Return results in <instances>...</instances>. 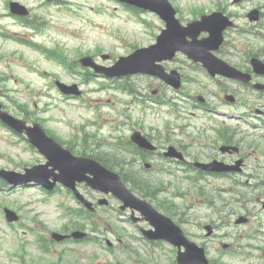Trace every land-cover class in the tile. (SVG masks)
Wrapping results in <instances>:
<instances>
[{
  "label": "rangeland",
  "instance_id": "obj_1",
  "mask_svg": "<svg viewBox=\"0 0 264 264\" xmlns=\"http://www.w3.org/2000/svg\"><path fill=\"white\" fill-rule=\"evenodd\" d=\"M15 1L31 10L33 21L36 20L40 28L31 29L17 24V21L8 16L1 17L7 13L8 1L0 0V96L4 103L10 106L12 112L15 113L13 108L18 106H27L30 112L35 108L37 119L43 121L45 129L56 133L65 142H71L77 152L85 150L88 156L106 154L117 145L116 141L121 139L126 143L130 140V135L134 131L151 135L156 140L169 138L166 126L173 119L170 107L159 106L145 99L147 96L158 97V94L153 95V91L156 90L153 80L149 78L106 80L103 76L83 69L78 61L75 69L68 71L66 67L47 59L36 47H30L33 39L49 48L59 46L73 59H76L77 53H82L83 56H93L101 65L113 66L118 56L131 54L134 51L132 47H147L154 44L156 35L163 28L162 23L154 15L145 14L140 17L146 21L145 23L114 0H62L59 5H48L44 0ZM171 2L182 10L181 17L185 20L193 18L194 9H201L205 14H210L216 11L217 6L225 7L227 13L235 15L236 28L227 34L226 45L224 44L220 54L222 53L226 60L236 66L246 65L250 61L251 58L246 55L247 51H253L264 60V21L254 26L244 18V14L251 8H263L264 0H248L242 6L233 5L232 0H171ZM16 32L19 33L18 36L14 35ZM3 33H8L11 38L4 36ZM104 55H109V59L102 60ZM28 64L38 66L39 68H33L37 72L29 68ZM186 69L193 68L186 66ZM41 70L42 73H38ZM88 72L91 76L86 77ZM55 80L66 84H78L84 96L80 100L66 98L55 87ZM127 81L131 82L129 86H123ZM169 94L172 96V92ZM160 96L165 97L164 94ZM189 109L186 111L187 114ZM94 136L97 138L94 142H84ZM0 140V154L8 160L16 162L21 160L23 163H34L39 160L37 156L25 152L24 145L16 146L14 149L8 147L10 141H18L1 126ZM117 158L111 162L116 164L121 160V157ZM0 163L5 164V160H0ZM256 164L257 173L263 178L264 168L262 166L258 168V164L263 165L264 158L261 157ZM111 168L119 171L116 167ZM147 176L152 179H164L166 187L165 193L159 195L160 203L170 207V212L174 215L170 217L178 221L187 236H191L198 244H205V247L210 248L208 254L211 261L219 258L213 248L222 249V243H229L231 248L240 251V254L234 256L231 253L225 258L226 264H264V211L256 203L258 198L264 202V186L259 188V193H249L248 197L245 193L247 189L238 188L246 196L242 197L245 203L251 200L248 207L254 212L252 224L236 226L234 219L230 226L224 227L221 220L203 206L198 198L195 200H190L189 197L174 198L168 186L169 177L162 174L158 168ZM180 189L186 194V189ZM24 190L27 192L0 189V204L5 206L17 204L25 206L27 212L32 211L25 216V221L30 226L32 223L27 221V217L30 219L39 215L41 226L38 229L44 233L42 224L45 223L48 238L51 232H63L67 219L60 208L58 197L46 201L38 192ZM61 197L67 206H72L69 204L71 200L67 194ZM92 198L95 200L97 197L93 195ZM148 200L156 207L159 204L150 198ZM118 210L120 211L114 200L112 206L103 208L99 218L103 233L99 232L97 235L103 239L105 237L113 239L110 224H115L119 226L118 232L123 234V240L131 248H135L145 261L151 264H176V253L167 245H150L151 254H148L149 258L145 257V249L139 251L129 238V231L133 232L130 224L127 226L116 221ZM159 210L168 215L165 210ZM256 213H259L258 216ZM1 221L2 218L0 248L9 251V248H19L23 240L31 243L35 239V235L27 232L28 230L18 229L12 232L9 224ZM206 223L219 225L220 241L203 242L202 237L205 233L203 226ZM28 248L37 247L29 245ZM53 248H79L81 252L86 251L90 256H95L96 264L116 262L115 256L93 243L87 246L63 245ZM117 256H122L120 251Z\"/></svg>",
  "mask_w": 264,
  "mask_h": 264
},
{
  "label": "water",
  "instance_id": "obj_2",
  "mask_svg": "<svg viewBox=\"0 0 264 264\" xmlns=\"http://www.w3.org/2000/svg\"><path fill=\"white\" fill-rule=\"evenodd\" d=\"M130 1V0H123ZM152 9H157L156 6L150 5ZM168 31L164 33L163 37L160 39V43L157 47L152 48L151 51L156 53L159 47L164 49V53H167L173 49H182L189 53L192 57L197 60L205 61L209 63L210 54L206 49H202L203 44L197 41V37L202 31L212 30L209 26H202L200 24H194L190 26L189 29H183L180 27L178 22L174 21L172 18L169 20ZM192 37L194 42L192 45H188L185 42L186 37ZM210 40L203 42L204 44L209 43ZM214 48V47H212ZM120 74V73H116ZM36 137V141L43 143L46 141V137L41 129L36 128L33 130V139ZM52 164L57 168L61 174L57 180L65 182L70 185L74 181H83L86 177V173H92L95 175V180L97 181V186L99 188H104L109 182L115 181L116 177L102 173L98 168L94 167L90 162L85 160H73L68 154H63L62 158L51 159ZM186 253L179 254V264H207L206 259L202 256V252L198 248H186Z\"/></svg>",
  "mask_w": 264,
  "mask_h": 264
},
{
  "label": "flooded vegetation",
  "instance_id": "obj_3",
  "mask_svg": "<svg viewBox=\"0 0 264 264\" xmlns=\"http://www.w3.org/2000/svg\"><path fill=\"white\" fill-rule=\"evenodd\" d=\"M257 82H264V78L257 79ZM231 83L228 82L222 85L223 89H230ZM211 141V147L196 150L192 148L181 149L186 157L187 166L191 168V164L196 161L211 163V162H224L226 164L233 165L239 158L238 154L234 152L224 153L218 147L212 148V146H217L214 140L219 141V134H215L214 138H209ZM233 136H227L226 145H234ZM237 174H216V173H201L199 184L202 187H223L225 185L231 188L234 184H238ZM37 250H31L30 248H18L10 254V256H0V264H80L76 258H73L69 253L63 250L58 251L56 248H36ZM21 255L22 257H20ZM32 255L36 257L33 258ZM19 256V257H18ZM29 256L28 260H23L24 257ZM41 256V257H40ZM51 259V260H49ZM127 264H143V261L135 256L126 257Z\"/></svg>",
  "mask_w": 264,
  "mask_h": 264
}]
</instances>
